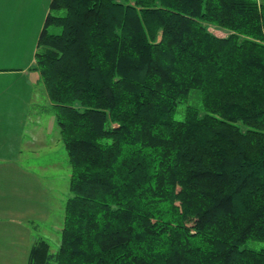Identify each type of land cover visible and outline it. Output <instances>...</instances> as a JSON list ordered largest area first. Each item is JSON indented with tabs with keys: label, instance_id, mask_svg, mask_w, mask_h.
<instances>
[{
	"label": "trees",
	"instance_id": "obj_1",
	"mask_svg": "<svg viewBox=\"0 0 264 264\" xmlns=\"http://www.w3.org/2000/svg\"><path fill=\"white\" fill-rule=\"evenodd\" d=\"M35 69L71 175L29 264H264V0H51Z\"/></svg>",
	"mask_w": 264,
	"mask_h": 264
},
{
	"label": "crops",
	"instance_id": "obj_2",
	"mask_svg": "<svg viewBox=\"0 0 264 264\" xmlns=\"http://www.w3.org/2000/svg\"><path fill=\"white\" fill-rule=\"evenodd\" d=\"M50 3L0 0V264H29L33 244L51 242L63 227L65 195L59 199L53 178L24 164L33 160L25 154L36 141L31 131L43 136V113H53L35 69Z\"/></svg>",
	"mask_w": 264,
	"mask_h": 264
},
{
	"label": "rangeland",
	"instance_id": "obj_3",
	"mask_svg": "<svg viewBox=\"0 0 264 264\" xmlns=\"http://www.w3.org/2000/svg\"><path fill=\"white\" fill-rule=\"evenodd\" d=\"M209 26L211 31L218 36H224L227 33L226 30L217 26ZM199 100L198 95L194 94L189 103L199 105ZM41 106L46 108L47 105L43 103ZM43 112H45L44 109ZM175 117L177 119H182L184 117V104H180ZM42 122L47 125L45 126L46 130L44 131V135L41 136L37 129L31 131L36 141L30 147L26 146L28 148H25V154L29 153V156H31L33 160H30V157L28 159L24 158V164L28 165L31 169L42 172V174H44L45 177H49V179L53 178L52 182L58 187L57 194H59V199L63 197L64 194L65 200H67V194L69 195L70 193L69 179L71 175L68 153L61 139L60 129L54 114L49 111L43 113ZM31 154H34L37 158ZM185 202H187V200L181 201V203ZM60 240L61 236H54L51 238V242L49 243L52 249L56 250L58 248ZM246 246L249 248L261 249L264 247V242L249 240Z\"/></svg>",
	"mask_w": 264,
	"mask_h": 264
},
{
	"label": "bare ground",
	"instance_id": "obj_4",
	"mask_svg": "<svg viewBox=\"0 0 264 264\" xmlns=\"http://www.w3.org/2000/svg\"><path fill=\"white\" fill-rule=\"evenodd\" d=\"M210 31H211V29H210Z\"/></svg>",
	"mask_w": 264,
	"mask_h": 264
}]
</instances>
